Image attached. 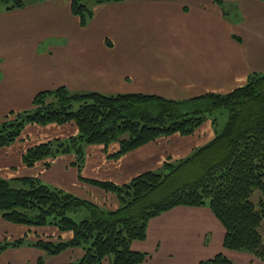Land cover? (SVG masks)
<instances>
[{
  "label": "crops",
  "instance_id": "crops-1",
  "mask_svg": "<svg viewBox=\"0 0 264 264\" xmlns=\"http://www.w3.org/2000/svg\"><path fill=\"white\" fill-rule=\"evenodd\" d=\"M92 9L85 27L72 11V0L0 9V124L10 112L31 109L39 92L61 86L182 100L229 93L252 73L264 72V0H223L222 5L214 0H124ZM208 122L192 135L162 137L116 159L109 156L118 143L86 145L81 176L122 185L158 171L164 162H178L208 144L216 135ZM77 133L73 124L26 125L20 139L0 148V176L47 179L51 187L116 209L114 193L80 179L73 154L59 155L49 168L43 161L33 167L24 163L28 148ZM225 233L209 206H177L153 217L146 238L133 241L131 248L149 255L143 264H200L218 254L232 264H264L249 253L224 248ZM72 237L55 226L18 225L0 216V242ZM83 255L80 247L51 256L24 244L5 250L0 264H39L40 259L69 264Z\"/></svg>",
  "mask_w": 264,
  "mask_h": 264
},
{
  "label": "trees",
  "instance_id": "trees-1",
  "mask_svg": "<svg viewBox=\"0 0 264 264\" xmlns=\"http://www.w3.org/2000/svg\"><path fill=\"white\" fill-rule=\"evenodd\" d=\"M42 1L0 0V9H21ZM122 1L72 0V11L85 27L93 16L92 7ZM214 2L223 4V0ZM219 109L228 111L222 131L185 159L164 162L160 170L144 172L122 185L81 176L85 160L82 143L105 147L118 143L116 153L109 156L116 159L162 137L192 135L208 114ZM28 124H73L78 134L70 137V143L56 138L28 148L23 153L26 166L43 161L49 168L59 155L74 154L80 179L114 193L119 206L106 209L51 187L38 177L0 176L2 218L13 224L55 226L73 233L68 241H3L0 255L24 244L51 256L80 247L83 257L69 264H104L109 258L111 264H143L149 255L132 250L131 244L146 238L153 217L177 206H209L225 228L224 248L249 253L264 262V72L252 73L245 85L229 93L182 100L145 93L76 92L64 86L44 90L33 98L31 109L10 112L0 124V148L20 139ZM190 169L195 174L186 181ZM166 187L168 193L161 195ZM43 263L40 259L39 264ZM200 264L232 261L218 254Z\"/></svg>",
  "mask_w": 264,
  "mask_h": 264
},
{
  "label": "rangeland",
  "instance_id": "rangeland-1",
  "mask_svg": "<svg viewBox=\"0 0 264 264\" xmlns=\"http://www.w3.org/2000/svg\"><path fill=\"white\" fill-rule=\"evenodd\" d=\"M48 100H52L51 98L48 99ZM227 118H228V111L226 109H219V110H216L210 114L207 115V121H209L208 123H212V126H213V130L216 134V132H221L226 121H227ZM78 134V133H77ZM77 134H75L77 136ZM74 136V135H73ZM71 137V136H70ZM70 137H63L62 138V142L63 143H70ZM54 138H51V140H53ZM83 147L86 146L87 144L85 143H82ZM73 153H75V149H73ZM74 155V154H73ZM77 168V167H76ZM195 174V171L194 169H190V171L187 172V175L184 177V179L187 181L189 180L193 175ZM43 177L45 176V173H43L42 175ZM44 183L50 185V183L48 182L47 179H43ZM51 186V185H50ZM169 191V188H163L162 191H161V195L162 194H167ZM160 198L161 196L158 195ZM107 209V208H106ZM110 210V209H109ZM113 210V209H112Z\"/></svg>",
  "mask_w": 264,
  "mask_h": 264
}]
</instances>
